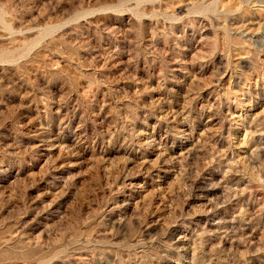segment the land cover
I'll return each instance as SVG.
<instances>
[{
    "label": "rangeland",
    "instance_id": "1",
    "mask_svg": "<svg viewBox=\"0 0 264 264\" xmlns=\"http://www.w3.org/2000/svg\"><path fill=\"white\" fill-rule=\"evenodd\" d=\"M0 264H264V0H0Z\"/></svg>",
    "mask_w": 264,
    "mask_h": 264
}]
</instances>
